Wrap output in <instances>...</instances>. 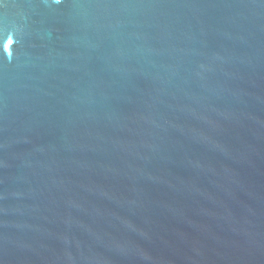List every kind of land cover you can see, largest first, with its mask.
I'll list each match as a JSON object with an SVG mask.
<instances>
[{
  "label": "water",
  "instance_id": "water-1",
  "mask_svg": "<svg viewBox=\"0 0 264 264\" xmlns=\"http://www.w3.org/2000/svg\"><path fill=\"white\" fill-rule=\"evenodd\" d=\"M0 264H264V0H0Z\"/></svg>",
  "mask_w": 264,
  "mask_h": 264
},
{
  "label": "snow or ice",
  "instance_id": "snow-or-ice-1",
  "mask_svg": "<svg viewBox=\"0 0 264 264\" xmlns=\"http://www.w3.org/2000/svg\"><path fill=\"white\" fill-rule=\"evenodd\" d=\"M56 2H57V3H59V2H60V0H56Z\"/></svg>",
  "mask_w": 264,
  "mask_h": 264
}]
</instances>
